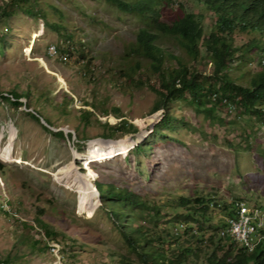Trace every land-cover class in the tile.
Returning <instances> with one entry per match:
<instances>
[{"label": "rangeland", "instance_id": "374dc122", "mask_svg": "<svg viewBox=\"0 0 264 264\" xmlns=\"http://www.w3.org/2000/svg\"><path fill=\"white\" fill-rule=\"evenodd\" d=\"M9 1L0 0V90L30 91L32 108L0 99V264H122L110 251L136 258L86 177L158 204L203 195L222 206L245 201L264 209V117L231 105L208 112L182 99L172 103L163 133H152L162 114L152 123L145 118L160 96L139 79L149 74V60L130 52L145 26L138 15L106 0H39L51 12L50 21L59 19L53 7L66 15L72 35L67 41L22 10L1 15ZM205 21L209 26L208 16ZM161 43L180 52L171 38ZM54 45L57 53H51ZM261 51L236 59L231 76L248 82L258 71ZM137 62L140 70H133ZM195 65L205 83L215 82L208 58ZM85 108L92 111L89 123ZM111 119L138 130L87 146L108 131ZM142 130L148 132L141 143L148 146L145 152L134 150L132 140ZM162 213L176 214L170 208ZM38 215L59 233L56 238L45 235ZM227 217L214 208L206 222L198 219L214 231ZM34 240L40 243L32 249Z\"/></svg>", "mask_w": 264, "mask_h": 264}, {"label": "trees", "instance_id": "16d2710c", "mask_svg": "<svg viewBox=\"0 0 264 264\" xmlns=\"http://www.w3.org/2000/svg\"><path fill=\"white\" fill-rule=\"evenodd\" d=\"M106 1L116 5L122 12L138 15L145 22V26L137 32L130 52L147 58V71L158 78L152 81L147 72L139 77L142 84H147L160 96L151 115L145 118V121L152 123L157 113L162 114L152 133H163L160 127L167 114L171 113L172 103L182 99L204 107L208 112L217 111L219 106L231 105L239 107L248 116L264 117V0ZM38 4L39 0H10L2 7L1 15L10 16L22 10L43 20L57 33L65 36L67 41L72 39L67 31L68 24L63 11L53 7L59 19L50 21L51 12ZM175 4L176 7H173ZM207 16L210 21L206 27ZM164 38L174 40L180 52L175 53V50L162 44ZM255 51H261L258 71L248 82L241 83L231 76L229 68L236 59H244ZM65 53L71 55L72 51L69 48ZM81 53L85 57L84 51ZM202 58H208L213 65V83H205L198 73L195 62ZM169 59H174L176 63H171ZM140 67V62H137L132 69L140 70ZM29 96L30 91L27 90H0V99L32 108ZM115 110L118 112L120 109ZM83 111L85 122L89 123L92 111L86 108ZM45 120L48 122L47 118ZM113 122L111 119L105 125L108 131L101 138L92 140L87 146L106 144L117 132L124 135L138 130L124 119L119 123ZM180 122L183 120L180 119ZM58 134L62 135L63 131ZM147 135L145 130L134 134V150L142 148L145 152L148 146L141 143ZM76 157H79L78 153ZM0 170L3 171L4 167L0 166ZM86 182L96 195L97 189L99 207L107 211L126 245L136 255V258H131L110 251V255L118 257L122 264H264V228L256 249L249 251L229 233L223 234L228 226L227 218L222 221V225H216L214 231L199 222L198 217L206 222L214 208L225 211L228 217L234 216L239 201L224 203L222 206L213 203L211 197L197 195L181 196L158 204L113 183L96 181L95 189L94 179L86 177ZM163 208H170L176 214L167 218L162 213ZM135 210H141L142 213L147 211L148 214L144 216L133 212ZM43 213L44 209H40V214ZM36 220L48 238L58 236L59 233L40 215ZM161 221L165 223L163 226L160 225ZM39 243V240L29 242L32 249Z\"/></svg>", "mask_w": 264, "mask_h": 264}, {"label": "bare ground", "instance_id": "6f19581e", "mask_svg": "<svg viewBox=\"0 0 264 264\" xmlns=\"http://www.w3.org/2000/svg\"><path fill=\"white\" fill-rule=\"evenodd\" d=\"M246 205L248 208V213H253L254 222H256V228H261L264 225V210L257 207L252 208L247 202L241 201L237 203V206ZM228 226L232 225H242V238H239L238 233H230V235L245 248L253 251V244H258L261 240V235L251 236V224L246 223V214H239V217L232 216L227 218ZM227 229V228H226ZM226 231V230H225ZM223 231V233L225 232Z\"/></svg>", "mask_w": 264, "mask_h": 264}, {"label": "built area", "instance_id": "2783aa9c", "mask_svg": "<svg viewBox=\"0 0 264 264\" xmlns=\"http://www.w3.org/2000/svg\"><path fill=\"white\" fill-rule=\"evenodd\" d=\"M51 53H57V47L54 45L52 46ZM67 57H65L66 59ZM239 214H246V223L251 224V236L254 235H262L260 232V228H256V222H254L253 213H248V208L246 205L244 206H237L236 214L234 216L239 217ZM226 233H238L239 238H242V225H232L227 227L226 231L223 234ZM257 244H253V249H255Z\"/></svg>", "mask_w": 264, "mask_h": 264}, {"label": "clouds", "instance_id": "9594fccd", "mask_svg": "<svg viewBox=\"0 0 264 264\" xmlns=\"http://www.w3.org/2000/svg\"><path fill=\"white\" fill-rule=\"evenodd\" d=\"M239 202H241V201H239ZM248 204H249V203H248ZM259 208H260V207H259ZM261 209H262V208H261ZM263 210H264V209H263ZM227 218H228V217H227ZM262 228H264V225L260 228V232H261ZM261 234H262V233H261ZM261 239H262V238H261ZM238 243H239V242H238ZM241 245H242V244H241ZM242 246H243V245H242ZM256 246H257V245H256ZM243 247H244V246H243ZM246 249H247V248H246ZM255 249H256V247H255ZM255 249H254V250H255ZM254 250H253V251H254ZM249 251H250V250H249Z\"/></svg>", "mask_w": 264, "mask_h": 264}, {"label": "water", "instance_id": "95a60500", "mask_svg": "<svg viewBox=\"0 0 264 264\" xmlns=\"http://www.w3.org/2000/svg\"><path fill=\"white\" fill-rule=\"evenodd\" d=\"M94 187H95V189H96L95 183H94ZM96 192H97V189H96ZM97 193H98V192H97Z\"/></svg>", "mask_w": 264, "mask_h": 264}]
</instances>
